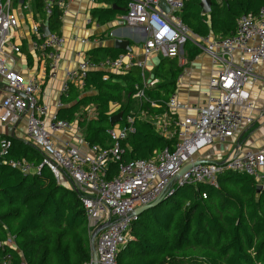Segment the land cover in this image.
Masks as SVG:
<instances>
[{
  "label": "built area",
  "instance_id": "1",
  "mask_svg": "<svg viewBox=\"0 0 264 264\" xmlns=\"http://www.w3.org/2000/svg\"><path fill=\"white\" fill-rule=\"evenodd\" d=\"M69 1L71 0H43L44 19L35 17L38 14L33 11L32 0L0 1V81L22 93L20 95L11 92L2 100L3 112L0 121L15 124L27 114L26 137L41 153L38 164L10 158L5 159L4 163L24 174L39 173L40 168L46 166L57 181L63 175L69 179L78 191L84 208L88 237L90 238L99 225L108 223L95 237L97 264H117V253L127 242L126 235L130 224L136 218L133 210L158 197L173 195L176 187L197 183L218 187V177L226 171H234L249 175L257 185L264 188V138L257 148H248L236 154L222 155L223 157L220 154L221 159L218 156L210 159L212 162L192 164L176 178L186 163L202 159L199 155L205 149L216 142L227 141L243 126L254 122V105L246 84L256 80L254 67L264 63V5L257 14H242L232 35H195L194 43L210 53L215 66L208 80L210 93L206 101L193 106L192 114L176 119H171L166 113L145 117L160 135H176L177 143L174 149L166 147L148 159L124 161L122 155L125 149L122 142L135 132L132 115L128 114L122 123L106 129L110 141L107 146L90 145L83 140L85 149L74 145L62 151L54 144L51 131H69L75 126L74 123L57 118L55 114L47 117L49 109L40 100L42 81L38 75L23 80L6 65L5 47H9L12 52H20L19 45L13 43L12 38L19 26L20 12H23L31 21V50L45 60L50 76L56 75L65 37L51 31L44 35L40 23L48 26L47 16L52 13L54 3H57L64 14ZM185 1L165 0L169 12L164 13L159 6V0H129L125 12L119 14L118 21L136 26L145 33L141 44L142 58H135L132 52H124L115 58L105 57L99 62H93L83 49H77L75 67L64 70L61 93L65 94L71 84L82 88L87 72L95 68L116 72L137 66L141 69V84L143 87H150L158 79L154 76L145 77V59L157 52L163 56L176 57L179 64H185L181 50L182 40L191 33L180 15ZM91 20V16L86 17V22ZM73 40L82 44L88 42V38L75 36ZM106 77L103 75V79ZM180 77L181 74L178 80ZM134 88L136 91L133 98L139 100L144 97L143 89L138 83L134 84ZM60 106L62 103L58 102L57 107ZM166 106L174 113L180 108H189L179 104L174 94L170 96ZM172 127L174 128L171 129ZM10 147L11 140L8 137L0 139V156L8 153ZM109 163L117 164L116 173L111 177H107ZM78 186L83 191L78 190ZM201 196L205 198L206 193H201ZM14 239L13 235L0 239V250L6 247L16 250ZM10 262L5 257L0 260V264ZM84 264H93L91 257Z\"/></svg>",
  "mask_w": 264,
  "mask_h": 264
},
{
  "label": "trees",
  "instance_id": "2",
  "mask_svg": "<svg viewBox=\"0 0 264 264\" xmlns=\"http://www.w3.org/2000/svg\"><path fill=\"white\" fill-rule=\"evenodd\" d=\"M94 1L109 4L90 11L91 18L102 24L125 12L113 9L112 4L127 8L129 2ZM263 5L264 0H212L211 11L204 14L199 0H186L180 15L198 36L213 33L226 37L235 32L242 14H257ZM32 7L38 14L35 17L44 19L43 0H32ZM62 15V9L54 3L47 16L51 32L60 33ZM183 48L188 60L198 53L189 39ZM124 52L98 46L85 54L99 62ZM183 68L176 57H161L152 72L158 81L150 87L141 84L137 66L116 72L91 69L82 88L71 84L65 94L61 93L65 105L58 108L56 116L72 121L90 145L103 147L110 143L106 134L110 117L122 112L118 122L122 123L130 114L135 132L122 142V157L124 161L148 159L166 147L174 149L177 143L176 135H160L145 117L166 113L171 119L177 118L166 103ZM135 83L143 89L144 97L139 100L133 98ZM4 137L11 140V147L0 156V239L15 236L17 249L0 250V260L9 258V264H84L91 253L78 191L58 183L46 166L39 173L24 174L4 163L9 158L34 164L41 160L40 151L31 141L10 136L0 139ZM116 170L117 164L109 163L107 177ZM130 235L117 253V264H264V188L257 190L252 177L234 171L220 175L218 187L206 183L176 187L173 195L162 196L158 204L132 220Z\"/></svg>",
  "mask_w": 264,
  "mask_h": 264
},
{
  "label": "crops",
  "instance_id": "3",
  "mask_svg": "<svg viewBox=\"0 0 264 264\" xmlns=\"http://www.w3.org/2000/svg\"><path fill=\"white\" fill-rule=\"evenodd\" d=\"M219 2V1H217ZM109 4L96 3L94 0H71L68 2L66 12L62 15V24L60 33L65 37V44L62 48V56L58 62L56 75L50 76L49 69L45 60L31 50V34L29 26L31 21L29 17L20 12L19 26L15 31L12 42L21 45V50L18 53L12 52L9 47L4 48L6 65L15 71L20 77L25 80L32 75H38L42 81L40 100L48 105L47 117L55 114L58 110L57 103L61 102V83L64 77L66 68L75 67L77 57L75 52L77 49L84 51L98 46H112L115 38L120 37L127 39L131 47V51L135 58H142L141 44L145 38V33L136 26H129L118 21L119 14L105 23H99L95 19L91 22H86V17H90V11L94 7H107ZM208 14V13H206ZM96 22L98 25H96ZM195 35L192 31L182 40V53L186 60L183 71L180 73V80H176V88L174 95L179 104L189 108H180L175 113L177 117H183L186 114L193 113V106L200 105L206 101L210 90L208 88V80L212 69L215 67L211 55L204 48L198 47V53L191 59H187V53L183 48L184 42L189 39L194 43ZM210 35L216 37L219 35ZM77 38H88V42L81 43ZM162 53L157 52L148 56L145 59V68L148 70V76H153V69L159 63ZM256 80L248 82L246 87L249 92L250 100L254 108L252 115L254 122L250 125L243 126L234 137L221 143H215L211 147L205 149L199 158L203 160L217 158L220 154L228 156L230 153L236 154L248 148H257L264 138V63L254 67ZM179 74V75H180ZM10 87L4 81H0V115L3 112L1 108L2 100L11 93ZM213 93V91H211ZM62 103V102H61ZM62 105H65V103ZM90 113V112H89ZM92 114V113H91ZM26 117L27 114L15 124L3 123L0 121V136H9L12 128H14V137L29 141L26 137ZM117 124V123H115ZM51 137L56 147L65 151L70 146H83L82 132L74 126L69 131H51ZM239 140V142H237ZM25 142V141H24ZM239 143V144H238ZM219 156V158L221 159ZM61 185L67 188H74L69 179L63 175L60 181Z\"/></svg>",
  "mask_w": 264,
  "mask_h": 264
},
{
  "label": "water",
  "instance_id": "4",
  "mask_svg": "<svg viewBox=\"0 0 264 264\" xmlns=\"http://www.w3.org/2000/svg\"><path fill=\"white\" fill-rule=\"evenodd\" d=\"M19 1L22 2V0H19ZM211 5H212V0H199V6L201 8L202 13H204V14L209 13L211 11ZM159 6H160L161 10L164 13H168L169 12V8H168L165 0H159ZM111 7L113 9H116V10H119V11H125L126 10L125 7H120V6H117L115 4H112ZM40 28L42 29L44 35H47L49 33V31H50L48 26L46 24H44V23H40ZM113 48L118 49V50H122V51H125V52L131 51V47L129 45V41L127 39L120 38V37H117V38L114 39ZM9 89H10L9 90L10 92H14V93H18V94L22 95L21 92L19 93L18 91L14 90L12 88H9ZM121 119H122V112H118L117 114L111 116L110 119H109L110 126H113L115 123H118L119 121H121ZM9 136L12 137V138H16V137H14V128H12ZM21 140L27 142V140H24V139H21ZM237 142H239V140ZM208 162H212V161L203 160V159H197V160H194L192 162H188L179 170V172L176 175V178L179 177L185 170L190 168L192 164L208 163ZM219 164H222V162H219ZM260 189H261V186L257 185V190H260ZM161 200H162V197H158V198H156L155 200H153L152 202H150V203H148L146 205H142V206L136 207L133 210V215L137 217L140 213H142L143 211L155 206ZM107 225H108L107 222L99 225L93 231V233L91 234V236L89 238L90 253H91V259L93 261V264H97L96 263V251H95V237H96L97 233L100 230L104 229Z\"/></svg>",
  "mask_w": 264,
  "mask_h": 264
},
{
  "label": "rangeland",
  "instance_id": "5",
  "mask_svg": "<svg viewBox=\"0 0 264 264\" xmlns=\"http://www.w3.org/2000/svg\"><path fill=\"white\" fill-rule=\"evenodd\" d=\"M214 1H215L216 3H219L221 0H214ZM217 1H219V2H217ZM147 72H148V70L145 68V72H144V73L146 74V76H148V73H147ZM152 86H153V85H152ZM87 108H88L89 111H90L91 106H88ZM78 190H80V191L82 190L80 186H78ZM82 191H83V190H82ZM130 225H131V224H130ZM126 237H127V238H126L127 240L131 238V235H130V229L128 230V233H127Z\"/></svg>",
  "mask_w": 264,
  "mask_h": 264
}]
</instances>
